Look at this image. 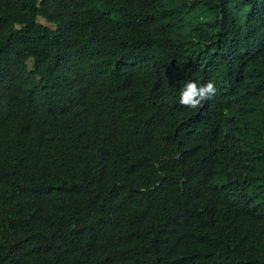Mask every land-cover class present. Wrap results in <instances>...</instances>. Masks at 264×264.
<instances>
[{"label":"trees","instance_id":"16d2710c","mask_svg":"<svg viewBox=\"0 0 264 264\" xmlns=\"http://www.w3.org/2000/svg\"><path fill=\"white\" fill-rule=\"evenodd\" d=\"M0 264H264V0H0Z\"/></svg>","mask_w":264,"mask_h":264},{"label":"clouds","instance_id":"9594fccd","mask_svg":"<svg viewBox=\"0 0 264 264\" xmlns=\"http://www.w3.org/2000/svg\"><path fill=\"white\" fill-rule=\"evenodd\" d=\"M218 89L214 82L209 81L206 84L190 80L183 84L180 91L179 103L182 106L191 109H197L215 97Z\"/></svg>","mask_w":264,"mask_h":264},{"label":"rangeland","instance_id":"374dc122","mask_svg":"<svg viewBox=\"0 0 264 264\" xmlns=\"http://www.w3.org/2000/svg\"><path fill=\"white\" fill-rule=\"evenodd\" d=\"M209 35H212V33H211V32H209Z\"/></svg>","mask_w":264,"mask_h":264}]
</instances>
